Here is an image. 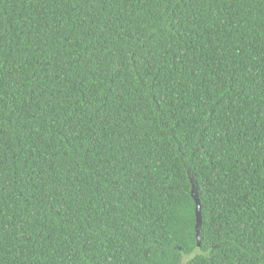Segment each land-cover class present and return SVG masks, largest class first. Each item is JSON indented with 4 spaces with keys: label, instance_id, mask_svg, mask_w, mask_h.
I'll return each mask as SVG.
<instances>
[{
    "label": "trees",
    "instance_id": "trees-1",
    "mask_svg": "<svg viewBox=\"0 0 264 264\" xmlns=\"http://www.w3.org/2000/svg\"><path fill=\"white\" fill-rule=\"evenodd\" d=\"M0 264H264V0H0Z\"/></svg>",
    "mask_w": 264,
    "mask_h": 264
},
{
    "label": "water",
    "instance_id": "water-1",
    "mask_svg": "<svg viewBox=\"0 0 264 264\" xmlns=\"http://www.w3.org/2000/svg\"><path fill=\"white\" fill-rule=\"evenodd\" d=\"M193 181V179L191 178V182ZM193 183V182H192ZM191 196L194 200L195 203V210H194V214H195V238H196V243L198 246H200L201 243V225H202V216H201V204H200V200L198 198V193L197 190L195 188V185L192 184V189H191Z\"/></svg>",
    "mask_w": 264,
    "mask_h": 264
}]
</instances>
